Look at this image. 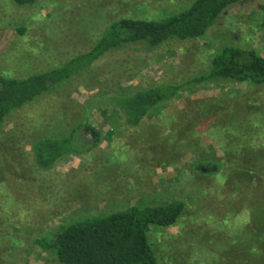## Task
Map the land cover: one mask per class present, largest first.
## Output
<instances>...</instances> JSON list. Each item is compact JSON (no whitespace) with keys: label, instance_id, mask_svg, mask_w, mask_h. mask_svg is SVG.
I'll list each match as a JSON object with an SVG mask.
<instances>
[{"label":"rangeland","instance_id":"obj_1","mask_svg":"<svg viewBox=\"0 0 264 264\" xmlns=\"http://www.w3.org/2000/svg\"><path fill=\"white\" fill-rule=\"evenodd\" d=\"M192 1L38 0L16 6L0 0V73L23 76L47 70L87 51L113 20L162 19ZM224 45L264 55V0L227 8L205 39L109 52L10 115L0 130V264H61L35 239L70 220L172 199L185 203L181 217L171 227H151L148 234L158 264H264L262 169L256 180L229 178L223 170L221 177L215 175L230 159L204 124L196 128L204 145L137 150L143 129L163 128L164 114L192 100H226L220 122L247 121L255 110L264 115V84L188 86L133 132L124 127L116 105L98 100L88 115L102 133L94 150L68 155L48 170L37 168L31 154L36 138L63 136L87 118L84 104L93 97L153 80L181 83L205 70ZM113 128L117 133L109 137ZM261 133L264 137V129ZM251 150H261L253 156L261 163L264 139Z\"/></svg>","mask_w":264,"mask_h":264},{"label":"trees","instance_id":"obj_2","mask_svg":"<svg viewBox=\"0 0 264 264\" xmlns=\"http://www.w3.org/2000/svg\"><path fill=\"white\" fill-rule=\"evenodd\" d=\"M37 1L11 0L16 6H30ZM245 1L248 0H193L185 8L162 19L122 17L109 22L87 51L62 64L23 76L0 73V130L10 115L86 71L107 53L135 45L151 49L162 44L205 39L227 8ZM200 84L222 87L263 85L264 55L254 48L224 45L214 53L205 70L181 83L153 80L130 91L106 92L98 99L93 97L84 104L87 118L72 126L67 134L33 140L31 154L34 164L41 170H48L68 155L94 150L102 133L90 123L88 115L98 100L116 105L123 112L124 127L132 132L140 131L144 120L160 114L161 108L175 99L181 90ZM226 105V100L220 99L189 101L184 108L163 115V128L158 127L155 132L154 127H144L137 150H170L173 147H184L185 150L199 145L201 137L196 128L204 124L207 134L221 140L222 149L230 159L225 170V164L222 166L219 161L221 166L214 170V174L221 177L223 170L228 171L229 178L256 180L264 171V160L261 163L260 158L255 160L254 154L261 150L251 149L264 139L261 133L264 115L255 110L247 121L226 118L220 122L218 116ZM114 133L117 131L113 128L107 135L110 137ZM184 209L185 203L180 199L131 205L62 223L36 238L35 244L43 251H50L61 264H158L148 237L150 228L173 226Z\"/></svg>","mask_w":264,"mask_h":264}]
</instances>
